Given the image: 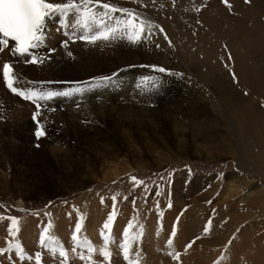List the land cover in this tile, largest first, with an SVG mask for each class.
I'll return each instance as SVG.
<instances>
[{
    "label": "rangeland",
    "instance_id": "rangeland-1",
    "mask_svg": "<svg viewBox=\"0 0 264 264\" xmlns=\"http://www.w3.org/2000/svg\"><path fill=\"white\" fill-rule=\"evenodd\" d=\"M110 2L118 7L126 3L127 8L135 9L142 17L149 19L152 22L151 35L141 44H130L127 41L89 44L95 46L100 56H108L113 67L112 70L103 71L100 75L96 74V78L109 76L113 70L120 69V73L115 74L112 84L90 90L92 96L90 102L98 101L94 110L91 111L84 106L74 108L68 104L69 98L65 99L63 105L59 103L60 98H57L45 103L44 116L34 120L31 118V109L34 107L27 101L13 96V93L10 92L12 95L8 93L2 86L0 76V159H2L0 224L5 227L10 226V220L5 215H15L19 220L23 217L24 225L27 223L26 226L20 227L21 236L13 237L9 232L8 235L4 232L8 242L6 244L4 241L0 242V249L8 247L10 242L13 245L19 243L21 246L24 245L22 247L28 253L24 260H20L19 257L11 256L7 252L0 255V260L6 259L9 264H27V262L36 264L35 254L42 252L44 259L42 264H51L53 261L54 264H61L62 261L52 258V254L38 247L37 235H41L43 228L51 223L52 227L48 235L55 236L52 234L55 231L60 232L63 226L68 230L69 235L73 236L75 225L80 222L82 229L78 236L95 238L94 235L90 236L84 232L83 223L86 221L90 223L97 208L108 206L113 211L112 197L115 196L116 214L120 215L122 222L120 224L119 220V225H115L117 223L115 218L113 225L123 229L117 238L113 234L115 242L108 245V248L112 247V264L116 260L121 261L120 244L123 242V232L130 221L134 225L131 229L132 233L138 232L141 225L144 226L142 241L133 245L149 264H175V262L176 264H221L222 257V264H247V262L250 264L249 258L256 256L257 249L253 248L255 246L250 243L248 236H243V233L247 226L264 219V205L259 203L264 196L259 192L249 195L250 198H256L253 202L245 197L249 190L257 188L259 182L264 183V144L254 139L258 145L257 149L254 147L253 139L242 130V121L250 128H260L259 130L263 132L264 123L252 121L251 115L246 120H242L241 117L233 114V110L240 104L247 107L258 105L264 117V99L259 95L261 91L251 90L238 75L235 70L236 61L228 44H231L232 48H238L239 42L245 43L249 40L247 32L243 30V28L250 30L247 24L249 18L250 22L257 17L264 23V0H259V7L249 13V8L246 6L249 5V0H240L242 7H234L236 2L234 0H228L231 7L223 0H110ZM137 7L145 10H138ZM206 15L217 18H207ZM214 19H218L219 26L224 28L219 31L222 32L220 36L214 28L208 27V22ZM160 28H163V33L160 32ZM165 34L167 39L164 38ZM208 34L212 37L209 41ZM59 39V42L63 43L61 34ZM192 40L196 41L191 43ZM76 42L83 44V52H85L81 61V73H83L89 61L90 55L87 49L89 46L79 39L71 43ZM57 44L55 38L49 47L57 49ZM70 46L71 44L68 47ZM207 46L213 50L212 55L203 52ZM67 51L69 52V49H66L65 53ZM229 56H231L230 60ZM247 63L258 68L262 67L260 60ZM214 65H217L215 79L210 78L208 74V69ZM157 67H164L168 71L160 73L155 70ZM91 73H96V70H92ZM233 74L236 79H233ZM176 76L179 77L173 78ZM146 77L150 78L148 82L144 80ZM217 80L222 83V92L213 84ZM152 81H155V84ZM226 81L229 99L224 96ZM34 82H37V86L61 90L58 83L76 84L79 80L58 78L45 80L43 77ZM39 82L43 84L40 85ZM28 86L30 85L27 84L26 87ZM83 94L77 95V100H81ZM108 95L114 96L110 107L107 105ZM132 109L136 111L132 112ZM98 111L99 114L104 113V117L97 116V120L92 122L93 115H98ZM211 120L216 125L209 127L207 124H210ZM37 121H45L42 125L46 129V135L39 139L35 135L38 128ZM192 122H200L199 126L207 127L206 130L213 132L211 134L207 132L213 142L203 138L198 132L199 128L195 129L196 131L192 130ZM118 124L123 128H129L132 139H138V131L143 130L145 133L150 132L149 138L153 143L157 136L165 138L168 147L158 146L153 151L140 146L139 149L126 148L119 137L121 130ZM98 128L104 130V133L100 136L93 135L91 130L93 132ZM84 136L88 139L86 140ZM90 138L94 140L96 146L91 145L92 143L88 141ZM260 140L264 143L262 138ZM110 142L116 143L117 148L111 157L108 151L112 145ZM182 149L186 150L184 155L187 159L176 160L182 157L179 156ZM35 150L37 153L32 155ZM39 152L42 153L38 158ZM114 166H121V171L126 172L112 176ZM132 177L143 181V184L137 185ZM226 184L238 186V191L231 192L228 196ZM212 189L214 196L207 199ZM156 192L160 195H155ZM220 195L228 196L230 200L237 199L238 205L234 204L227 213L225 207L227 202L215 200ZM243 196V200H239ZM228 197L226 199H229ZM102 199L103 203H101ZM212 201L218 204L214 206L211 204ZM192 202L195 210L208 208L207 215L202 216V221L198 224L200 232L194 227L195 232H188L192 236L185 234L183 239L177 236V245L172 243L165 248L163 243L168 239V232L172 231V222H176L179 217L177 225L179 232L181 221L185 219ZM169 203L172 205L170 208ZM125 208L130 210L127 211L128 209ZM170 209L175 210L171 216L167 214ZM109 210L107 217L112 212ZM161 212L162 216L159 215ZM64 214L66 217L62 216ZM68 214L71 217L68 218ZM234 216L235 222L231 220ZM34 218L36 221L33 222ZM160 219L164 223L162 229L158 231L161 225ZM3 221L6 224H3ZM209 221L211 226L205 232L204 229ZM102 232L105 234L108 230L101 229L98 232L99 237L102 236ZM200 234L201 237L208 238L209 243L200 240ZM96 237L99 238L98 235ZM65 238L64 240H67L68 237L65 235ZM218 240L224 241L222 249L217 246ZM193 241L195 242L191 243ZM189 243L191 247H188ZM138 245L139 248L145 249L147 254H144L141 248L139 250ZM206 245H209L207 249H205ZM161 248L163 251L159 250ZM191 248L196 252L185 260L184 256ZM175 249L179 253V261H174L175 259L173 260L169 255V252L174 253ZM137 251L133 248V255ZM11 254L13 255V251ZM81 254L85 256L89 253L85 249L73 251L68 255V263H81L83 261L80 259ZM28 255L32 256V259H27ZM202 255H205L204 258ZM259 263L264 264V257Z\"/></svg>",
    "mask_w": 264,
    "mask_h": 264
},
{
    "label": "snow or ice",
    "instance_id": "snow-or-ice-1",
    "mask_svg": "<svg viewBox=\"0 0 264 264\" xmlns=\"http://www.w3.org/2000/svg\"><path fill=\"white\" fill-rule=\"evenodd\" d=\"M223 2L231 7L228 4V0H223ZM53 19H56L57 23L65 29L64 35L69 36L70 39L75 37L88 44H95L97 42L114 43L117 41L141 44L151 35L152 27V22L146 17H142L135 9L118 7L110 2V0H0V52L9 50L13 56L24 58L23 63L42 64L46 58L39 55V49L45 46L48 38V22ZM69 28L72 29L71 33L67 31ZM160 32H164L163 28H160ZM164 38L167 39L166 34ZM63 46L67 47V41L63 42ZM54 51L55 49H49L50 53ZM68 55L71 56V52ZM230 59L231 56H229ZM155 70L160 73L168 71L164 67H157ZM17 79L18 76L14 73L12 63H5L3 65V80L5 84L14 94L26 101H30L36 106L37 111L34 113L33 119L37 120V117L41 115L44 104L48 101H53L57 98H73L92 88L108 86L114 82L115 74L94 78V82L86 88L77 86L64 90L37 86V82H29L30 86L28 87H16ZM149 79L147 77L144 78L145 82H148ZM233 79H236L235 74H233ZM39 83L40 85L43 84V82ZM152 83L155 84V81H152ZM52 110L54 111L55 109ZM37 124L38 128L35 135L39 139L46 135V129L39 121H37ZM132 180L137 185L143 184V181H138L136 177H132ZM154 194L157 196L160 195L159 192ZM124 199L126 200L127 197ZM112 200L113 211L109 214L107 221L103 225L104 229L108 230V234L101 233L105 241V247L100 250V254L109 264H111L112 254L108 249V245L115 242V237L111 229L116 216V197L113 196ZM101 203H103V199ZM132 203L135 206V200ZM171 206V203H169L168 207L170 208ZM157 208H159V204H157ZM159 215L162 216L163 213L161 212ZM8 219L11 222L8 227V232L11 236L16 237L20 231L19 218L11 216ZM80 219L82 220L83 217ZM178 223L179 217H177L173 225L170 233L171 237L176 236ZM210 226L211 221L208 222V226L204 231L207 232ZM51 227L52 225L49 223L44 228L40 235V245L49 248L53 255H55L58 248L59 255L63 258L62 264H67V250L55 237L48 235ZM133 227L134 225L130 221L123 232V242L120 244V248L128 264H142L140 251L135 252V258H133L132 245L142 241L144 237V226L141 225L139 231L136 233L131 232ZM81 229L82 224L77 222L71 238L74 244L72 250L75 251L77 247L86 248L89 253V261L91 264H96L92 260V253L95 252V248L87 238L81 240L78 236ZM172 243V239L167 241L169 246ZM191 243H189L188 247H191ZM13 247L20 260H24L26 253L19 243L15 245L10 243L7 248L0 249V255L11 251ZM169 255L173 259H179V253L169 252ZM35 258L36 264H42V255L40 252L35 254ZM27 259H32V256L28 255ZM80 259H85L83 254H81ZM222 261L223 257L221 258V264Z\"/></svg>",
    "mask_w": 264,
    "mask_h": 264
},
{
    "label": "bare ground",
    "instance_id": "bare-ground-1",
    "mask_svg": "<svg viewBox=\"0 0 264 264\" xmlns=\"http://www.w3.org/2000/svg\"><path fill=\"white\" fill-rule=\"evenodd\" d=\"M236 1L235 2V6L234 7H242V3L240 2V0H234ZM121 3V1H120ZM259 0H250V3L249 5H246L248 8H249V12H251L252 10H255L259 7ZM122 7H126L127 4H123L121 5ZM186 8V7H185ZM187 9V8H186ZM188 10V9H187ZM225 12V11H224ZM183 13V12H182ZM117 15H119V13H117ZM207 18H217V17H211L210 15H206ZM179 17V16H178ZM205 18V16H204ZM175 20V18H174ZM177 21V20H175ZM175 21H173L174 23H176ZM57 20L56 19H53V20H50L48 22V24H52V23H56ZM208 27L210 29L214 28V31L218 32L219 36L222 35V32H219V31H222V27L219 26V20L218 19H214V20H210L208 22ZM247 24H248V27L250 30H248L247 28H243L244 31L247 32V35L249 37V40L245 43H238V48L237 47H234L232 48V45L231 44H228V47L231 49V51L233 52V55H234V58H235V70L237 71L238 75L243 78V80L249 85V88L251 90H254V91H261V93L259 94L263 99H264V26H263V20H258L257 17H254L252 19V21L250 22V18L249 20L247 21ZM60 31L56 34V35H53L51 37V43L50 45L53 44V41L54 39L56 38V41H57V49H55L54 52L50 53L48 52V55L46 57V59L44 60V62L42 64H28V65H23V66H20V65H16L15 67V70H14V73L18 76V79L20 82H22V84L24 85V87H26L27 84H29V82H34V81H37V80H40L44 77L45 80H49L51 78H58V79H75V80H79L78 83L76 84H61V83H58V87H61V90H64V89H69V88H73V87H77L78 85L82 88H86L89 84L93 83L94 82V78L96 74H99L102 73L103 71H106V70H112V64H111V61H109V57L106 56V55H102L100 56L99 54H97V51L95 50V46H91L88 44L89 47H87L88 51H89V61L86 63V67L84 68L83 70V73H81V61H82V56L85 54V52H83V44L82 43H79V42H76V43H71V42H74L76 39L75 37L73 38H69V36H66L64 35V31L65 29H63L61 26H60ZM207 30L209 31V29L207 28ZM67 31L70 33L72 31L71 28L67 29ZM225 31H226V28H225ZM226 33V32H225ZM59 34H61L62 38H63V42L64 41H67V47H64L63 46V43H60L59 44V41L61 39L58 40L59 38ZM200 36V35H199ZM207 38H208V41L210 39H212L211 35H207ZM185 39V38H184ZM198 39V38H197ZM201 38H199L198 40H200ZM203 39V38H202ZM201 39V40H202ZM197 40V42H198ZM196 41V40H195ZM195 41H190L191 43H194ZM205 43V42H204ZM71 44L70 47H68L69 45ZM50 45H48L46 48L42 49L41 51L44 52L46 50H48L50 47ZM212 45V44H211ZM203 46V45H202ZM116 47V46H115ZM209 47V48H208ZM56 48V47H55ZM86 48V47H85ZM116 48H119V47H116ZM122 48V47H121ZM197 48V47H196ZM66 49H69V52H71V56L68 55V51L67 53H65V50ZM204 49V48H203ZM202 49V50H203ZM86 51V50H85ZM211 51H213L210 46H207L205 47L204 49V53L206 55H212L211 54ZM3 54H6V52L4 51ZM216 55H218L216 52H215ZM117 55V54H116ZM100 56V57H99ZM118 56V55H117ZM123 57V56H122ZM194 58V57H193ZM51 59V60H50ZM255 60H260V63L262 65V67L258 68V67H255V66H251L250 64H248L247 62L248 61H255ZM204 61V60H202ZM205 68V67H204ZM216 68H217V65H214L212 67H210L208 69V74H210V78H216L214 76V73L216 71ZM58 69H60L58 71ZM96 70V73H91L92 70ZM98 75V76H99ZM104 75V74H103ZM1 76V75H0ZM102 76V74H101ZM100 77V76H99ZM98 77V78H99ZM18 81V82H19ZM28 81V83H27ZM223 82V81H222ZM51 83V82H50ZM40 84V83H39ZM61 84V85H60ZM214 86L216 87L217 90H219L220 92H222V83L220 80H217V81H214L213 82ZM226 84H227V81L225 82V93H224V96L225 98H228V94L226 92ZM20 85V84H19ZM69 85H71L69 87ZM2 86L4 87V89L10 93V91L5 87V85L2 83ZM56 86V85H55ZM60 90V89H59ZM124 90V89H123ZM11 94V93H10ZM12 95V94H11ZM13 96H16L18 99L22 100L21 98H19L17 95H13ZM82 96V95H81ZM78 96H75L73 98H69V103L68 104H71L70 106H74L75 107H79V106H84L89 108V110H94V108L96 107V103L97 102H90L92 96L90 95V90H87V91H84V94L82 96V99L81 100H77ZM109 99V101L107 102V105L108 107H110L112 105V101L114 100V96H111V95H108L107 97ZM230 98V97H229ZM228 98V99H229ZM66 98H60L59 100V103L60 104H63L64 105V101H65ZM68 99V98H67ZM75 100V101H74ZM116 100V99H115ZM23 101H26V100H23ZM78 101V102H76ZM93 101V100H92ZM28 102V101H27ZM105 102V101H104ZM29 103V102H28ZM76 103V104H75ZM101 103V102H100ZM91 104V106H90ZM103 104V102H102ZM116 104V103H115ZM123 104V103H122ZM99 105V104H98ZM101 105V104H100ZM104 106H106L105 104H103ZM119 105V104H118ZM95 106V107H94ZM117 106V104H116ZM245 105H242L240 104L238 108L234 109L233 110V114H236V116H239L242 118V120H246L247 118L250 117L251 115V120L252 121H255V122H260V123H264V117L262 115V110L259 109L256 105V107H243ZM36 109V107H34ZM82 108V107H81ZM107 108V107H106ZM147 108V107H145ZM257 108V109H256ZM69 109V108H68ZM256 109V110H255ZM74 110V109H72ZM87 110V109H86ZM106 110V109H105ZM69 111V110H68ZM82 112V110H80ZM134 110L132 109V112ZM136 111V110H135ZM134 111V112H135ZM67 112V111H66ZM76 112V111H75ZM104 112V111H103ZM110 112V111H109ZM108 112V113H109ZM106 113V112H105ZM138 113V112H137ZM141 113H143L141 111ZM139 112V114H141ZM41 114H43V109L41 110ZM85 114V113H84ZM98 115H93V121H96L97 120V116L101 117L103 116L104 113H100L99 114V111L97 112ZM111 114V113H110ZM106 115V114H105ZM113 115V114H112ZM81 116V115H80ZM88 116H90L88 114ZM108 116V115H107ZM143 116V115H142ZM69 117V116H68ZM104 117V116H103ZM106 117V116H105ZM141 117V116H139ZM137 118V117H136ZM254 118H259L257 120H255ZM90 119V118H89ZM88 119V120H89ZM99 119V118H98ZM140 120V119H139ZM197 120V119H196ZM137 121V120H136ZM153 121V120H152ZM150 122V121H149ZM209 123V122H208ZM182 125V123H180ZM200 122H192L191 125V129L192 130H195V129H198V132L200 133L201 136H203V138H206L210 141L213 142V140L211 139L209 133L207 134V132H210V130H206L207 127H203V126H199ZM245 124V126H244ZM251 124V123H250ZM254 124V123H253ZM209 127L211 125H216L213 120H211V123L210 124H207ZM255 125V124H254ZM242 130H244L250 138L253 139L252 143L254 145V147L257 149V143L255 140H258L260 144H264L260 139L262 138V140H264V132L259 129H256L255 127L254 128H250L245 122L242 121ZM95 127V125H94ZM113 127V126H112ZM148 127V126H147ZM187 127V126H186ZM118 128L120 131V134H119V137L120 139L122 140V144L128 148V147H133V148H136V149H139V146L141 148H149V150L153 151L154 149L156 150L158 148V146H162L163 148H167L168 147V143L165 141V138H163L162 136H157L156 138V141H154V143L151 141V139L149 138L150 136V132L149 133H145V131H138V139H132V134L130 133L129 131V128L126 129V128H123L121 126H119L118 124ZM150 128V127H149ZM188 128V127H187ZM84 131V130H83ZM147 131V130H146ZM196 131V130H195ZM91 133L94 135V134H97V136H100L101 134L104 133V130L98 128V129H94L93 132L91 130ZM213 133V132H210V134ZM263 133V134H262ZM99 134V135H98ZM251 134V135H250ZM76 135V134H75ZM88 135V134H86ZM105 135V134H104ZM96 136V135H95ZM95 136H92L93 139ZM106 137H108L107 135H105ZM80 137V136H79ZM86 138V140L88 139L87 136H84ZM153 137V136H152ZM111 138V137H110ZM93 139H89L88 141H90V143H92L91 145H95L96 143H94V140ZM96 139V137H95ZM255 139V140H254ZM174 141V140H173ZM257 141V142H258ZM112 145L108 148V151H109V155L110 157L113 155V153L115 152V150H117L116 146L114 143L110 142ZM160 144V145H158ZM90 145V146H91ZM97 145V144H96ZM95 145V146H96ZM220 146V145H218ZM99 147V145H98ZM170 147V146H169ZM193 148V147H192ZM227 148V147H226ZM34 150V149H33ZM32 152V151H31ZM186 152L185 149H182L181 152H180V155L179 156H182L180 158H176V160H181V159H187L186 156L184 155V153ZM33 154L32 155H35L37 153V150L33 151L32 152ZM42 153V152H41ZM40 152L38 153V158L41 157L39 154H41ZM158 153V152H157ZM56 154V153H55ZM107 154V153H106ZM112 154V155H111ZM109 155H107L109 157ZM37 156V155H36ZM35 156V157H36ZM33 157V156H32ZM81 158V157H80ZM41 160V159H39ZM38 163V162H37ZM45 163V162H44ZM124 163V161H123ZM0 164H2V159H0ZM39 165V164H38ZM122 166V165H121ZM121 166H114L111 174L112 176H117L119 174H121L122 172H126L125 170L124 171H121L122 167ZM131 169V168H130ZM243 175H246L243 173ZM227 186L225 187H228L227 190V195L230 194L231 192L235 193L238 191V186L236 185H232V184H226ZM72 186V185H71ZM77 187V186H76ZM204 187V186H202ZM4 190V189H3ZM77 190V189H76ZM261 193V195L264 196V183L263 182H259L258 183V186L257 188H253L252 190H249L247 193L248 195L245 197L247 199H249L250 202H253L256 200V198H250L251 196L249 195H253V194H256V193ZM214 193V190L212 189V192H211V195L207 196V199L208 198H213L212 196ZM222 193V192H220ZM224 193V192H223ZM223 195V194H222ZM222 195H220L219 197H217L215 200L216 201H219V202H227V206L225 205L226 209H227V213L228 211H230L231 207L235 204V205H238V202H237V199L236 200H230V198L228 196L229 199H226V197H222ZM226 195V194H225ZM244 196L243 197H240L239 200H243ZM179 202V201H178ZM213 202V201H212ZM264 202V197H262L259 201V203L262 204V206L264 205L263 204ZM258 203V204H259ZM212 205L214 204H218L217 202H213L211 203ZM176 205V203H175ZM99 206V204H98ZM101 206V205H100ZM191 206V205H190ZM216 206V205H214ZM97 207V206H96ZM95 207V208H96ZM174 207V206H173ZM172 207V208H173ZM92 208V207H91ZM110 207L108 206H105V207H101V208H97L96 211L93 213V216H92V220L89 222H85L83 223V230L85 233H88L90 236L91 235H94L95 237L97 236L98 232H100V230H104L106 231L107 229H104L103 225L104 223L107 221V212L109 210ZM237 208V207H236ZM239 208V206H238ZM237 208V209H238ZM72 209H74V206L72 207ZM93 209V208H92ZM126 210L128 208H125ZM206 209H208L207 207H203L201 208L200 210H195V207H194V202H192V206L187 210L186 212V217L184 220L181 221V224H180V229H179V234L177 235L178 237H180L181 239H183V236L186 234V235H190L188 232H195L193 229L195 227V230L200 232L199 231V227H198V224L201 223L202 219L201 217L202 216H206L207 215V211ZM225 209V210H226ZM130 209H128L127 211H129ZM171 210V209H170ZM88 211V210H87ZM90 211V209H89ZM88 211V212H89ZM109 211H112V209L110 208ZM168 211V210H167ZM65 212V211H64ZM67 212V210H66ZM87 212V213H88ZM175 213V210L172 209L171 211H168L167 214H169V216L173 215ZM166 214V215H167ZM26 214H24V217ZM43 215V214H42ZM61 215V214H60ZM153 215V214H152ZM157 215V214H156ZM165 215V214H164ZM8 219V217H11L10 215H5ZM15 216V215H14ZM63 217H66L65 214L62 215ZM85 216V215H84ZM151 216V215H150ZM185 216V215H184ZM239 216H241L240 218H242V215L240 214ZM43 217V216H42ZM62 217V218H63ZM67 217H70V215L68 214ZM154 216H152L153 218ZM167 217V216H166ZM244 217V216H243ZM33 218V217H32ZM39 218V216H38ZM54 218V217H53ZM61 218V217H60ZM95 218H97V220H95ZM116 218V221L118 224L119 220H120V224H121V217L120 215H117L115 216ZM236 217H232L231 220L233 222L236 221L235 219ZM4 219V218H3ZM2 219V220H3ZM48 219V218H47ZM170 219V218H169ZM28 220V219H27ZM26 220V222H27ZM43 220V219H42ZM41 220V221H42ZM53 220V219H52ZM151 220V219H150ZM6 221V220H5ZM33 222L36 221V219L34 218L32 220ZM49 221V220H48ZM115 221V220H114ZM24 222H25V219L23 217H21V219L19 220V228L21 227H24L27 225V223H25L24 225ZM44 222V220L42 221ZM53 222V221H51ZM65 222V221H64ZM148 222V221H146ZM11 222H9L10 224ZM56 223V222H55ZM151 223V222H150ZM254 223V222H253ZM3 224H6L4 223L3 221ZM248 224V223H247ZM115 225H112V232L113 234L115 235V237L117 238V236H120V233L122 231L123 228H121L120 226L118 227H115ZM119 225V224H118ZM201 225V224H200ZM188 226H190L191 228H189ZM242 226V225H241ZM6 227H9V226H6ZM6 227L5 225H1L0 224V242L4 241V243L6 244L8 242V239H7V236L5 235L4 232H7L6 231ZM41 227V226H40ZM73 227V226H72ZM152 227V226H151ZM45 228V227H44ZM43 228V229H44ZM148 228V227H147ZM164 229V228H163ZM3 230V231H1ZM51 231V228L49 229V232ZM118 231V233L116 234V232ZM167 231V230H166ZM243 231V230H242ZM3 232V233H2ZM69 232H72V230H69ZM68 236H67V234ZM240 233V232H239ZM71 234V233H70ZM73 234V233H72ZM87 234V235H88ZM8 235V234H7ZM21 236V232L19 231L18 233V236ZM28 235V234H27ZM52 235H55L56 237L60 238V239H64L65 238V235L66 237H70L72 238V236L69 235L68 233V230L65 229V227H61L60 228V232H56L53 233ZM6 236V237H5ZM86 236V235H85ZM192 236V235H190ZM202 234H200L199 236V239L200 240H203L207 243L208 242V238L206 239L205 237H201ZM243 236H248L249 237V240H250V243L255 246L253 248H256L257 249V252H256V256L255 257H250L249 258V261H250V264H261L259 263L260 259L264 257V219L263 220H259L257 222H255L254 224H251V226H247L244 230V233H243ZM9 237V236H8ZM239 237V236H238ZM242 237V236H241ZM240 237V238H241ZM67 238V239H68ZM91 238H94L91 236ZM97 238V237H96ZM121 238V237H120ZM192 238V237H190ZM14 239V238H13ZM31 239V238H30ZM66 239V238H65ZM14 241V240H13ZM168 241V239L166 240ZM199 241V240H198ZM240 241V239H239ZM218 248L222 249V243L224 241L222 240H218ZM11 243V242H10ZM182 243V242H181ZM233 243V242H232ZM235 243V242H234ZM248 243V242H247ZM240 244V243H239ZM136 245V244H135ZM174 245V244H173ZM177 245V244H176ZM203 245V244H202ZM24 246V245H22ZM209 245H206L205 246V249H207ZM243 246V245H242ZM137 247V246H136ZM237 247V246H236ZM110 248V247H109ZM112 248V247H111ZM110 248V249H111ZM138 248H139V245H138ZM141 248V247H140ZM139 248V250H140ZM166 248V247H165ZM174 249V248H173ZM197 249V248H196ZM114 250V249H113ZM121 250V248H120ZM193 250V251H191ZM191 250L188 252V254H186L184 256V259H189L190 257V254L192 253H195L196 250H194L193 248H191ZM253 250V249H252ZM13 251V255L11 254V252ZM15 248L13 247V249L11 251H9L8 253L11 255V256H15L16 258H18V255H16L15 253ZM163 251V249L161 250ZM203 251V250H202ZM231 251V250H230ZM114 252V251H113ZM207 252V250H206ZM215 252V250H214ZM217 252V251H216ZM240 252V251H239ZM246 252V251H245ZM244 252V253H245ZM73 253V252H72ZM168 253V252H167ZM174 253H177L176 252V249H175V252ZM121 254L122 251H121ZM142 254V253H141ZM75 255V254H74ZM150 255V254H149ZM230 255V254H229ZM232 255V254H231ZM72 256V255H71ZM114 256V254H113ZM120 256V254H119ZM142 256V255H141ZM163 256V255H162ZM181 256V257H183ZM205 255H202V257L204 258ZM212 256V255H211ZM233 256V255H232ZM159 257V256H158ZM165 257V256H164ZM172 257V256H171ZM180 257V259H181ZM247 257V256H246ZM155 258V257H154ZM153 258V259H154ZM163 258V257H162ZM173 258V257H172ZM202 258V259H203ZM225 258V257H224ZM232 259V258H231ZM239 259V258H237ZM71 260V259H70ZM171 260V259H170ZM174 260V259H173ZM226 260V259H225ZM50 261V260H49ZM93 261H96V260H93ZM148 261V260H147ZM174 261H179V259H175ZM26 262V261H25ZM55 261L51 262V264L53 263L54 264ZM112 262V261H111ZM168 262V261H167ZM163 263V261L161 262ZM169 263V262H168ZM236 263V261H235ZM239 263V261H238ZM0 264H9V262L5 260H0ZM28 264V262H27ZM30 264V263H29ZM114 264H123L121 261H115ZM176 264V262H175ZM229 264V263H227ZM247 264H249L247 262Z\"/></svg>",
    "mask_w": 264,
    "mask_h": 264
}]
</instances>
